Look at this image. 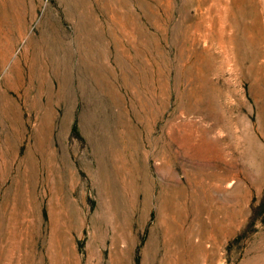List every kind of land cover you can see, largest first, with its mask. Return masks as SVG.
<instances>
[{
  "label": "rangeland",
  "instance_id": "rangeland-1",
  "mask_svg": "<svg viewBox=\"0 0 264 264\" xmlns=\"http://www.w3.org/2000/svg\"><path fill=\"white\" fill-rule=\"evenodd\" d=\"M0 264H264V0H0Z\"/></svg>",
  "mask_w": 264,
  "mask_h": 264
},
{
  "label": "trees",
  "instance_id": "trees-1",
  "mask_svg": "<svg viewBox=\"0 0 264 264\" xmlns=\"http://www.w3.org/2000/svg\"><path fill=\"white\" fill-rule=\"evenodd\" d=\"M75 131V126H72V132H74Z\"/></svg>",
  "mask_w": 264,
  "mask_h": 264
},
{
  "label": "bare ground",
  "instance_id": "bare-ground-1",
  "mask_svg": "<svg viewBox=\"0 0 264 264\" xmlns=\"http://www.w3.org/2000/svg\"><path fill=\"white\" fill-rule=\"evenodd\" d=\"M250 11V10H249ZM210 12V11H209ZM253 20V19H252ZM222 27V26H221ZM81 219V218H80ZM181 219V218H180Z\"/></svg>",
  "mask_w": 264,
  "mask_h": 264
}]
</instances>
